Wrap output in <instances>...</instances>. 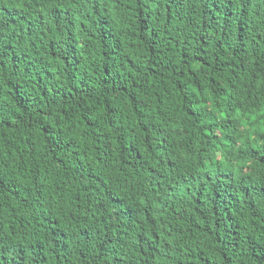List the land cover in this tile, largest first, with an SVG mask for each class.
I'll return each instance as SVG.
<instances>
[{
  "label": "trees",
  "instance_id": "obj_1",
  "mask_svg": "<svg viewBox=\"0 0 264 264\" xmlns=\"http://www.w3.org/2000/svg\"><path fill=\"white\" fill-rule=\"evenodd\" d=\"M0 264H264V0H0Z\"/></svg>",
  "mask_w": 264,
  "mask_h": 264
}]
</instances>
